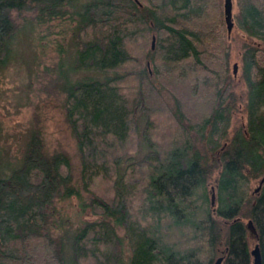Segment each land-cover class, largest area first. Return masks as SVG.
Listing matches in <instances>:
<instances>
[{
  "label": "trees",
  "instance_id": "1",
  "mask_svg": "<svg viewBox=\"0 0 264 264\" xmlns=\"http://www.w3.org/2000/svg\"><path fill=\"white\" fill-rule=\"evenodd\" d=\"M236 2L241 93L223 0H0V71L14 55L16 16L32 28L76 22L74 55L52 83L80 158L77 176L35 126L17 166L0 170V264H124L125 240L129 264H214L221 254L223 264H254L252 238L264 264V181L252 189L264 178V0ZM71 197L97 217L69 236V254L52 223Z\"/></svg>",
  "mask_w": 264,
  "mask_h": 264
},
{
  "label": "rangeland",
  "instance_id": "2",
  "mask_svg": "<svg viewBox=\"0 0 264 264\" xmlns=\"http://www.w3.org/2000/svg\"><path fill=\"white\" fill-rule=\"evenodd\" d=\"M237 10L236 2L235 15ZM16 19L22 24V27L14 43V55L10 64L0 71V125L2 127L0 170L4 171V175H7L17 166L26 149L31 129L35 126H42L48 145L52 149H62L71 156L78 176L80 158L76 140L65 119L62 107L63 94H57L56 88H54L56 85L52 83L54 77L58 75L59 62L63 61L69 65L74 55V46L71 44L73 34L71 28L75 26L76 22L70 19H56L51 22L49 27L32 28L18 16ZM241 36L245 37L236 24L229 40H232L231 72L234 75V64L237 63V75H234L235 89L240 93L246 87L241 77L243 65ZM153 37L154 35L151 37L150 45H152ZM156 44L157 37L155 48ZM59 45L66 48L65 53L59 54ZM148 62L150 60L147 61V66L151 70L150 74L154 76L153 66L151 62L149 66ZM46 66L50 67L49 71H46ZM81 76L82 73L79 72L73 75V78ZM162 96L167 104L171 107L174 105V96L169 89H162ZM242 120H244V115L242 112H238L234 121ZM172 121L173 119L168 116L162 124H170ZM215 185L214 179L208 185L210 200L212 187ZM259 185L260 181L254 180L252 189L255 191ZM56 207L57 214H55L52 229L66 235L68 250L69 236L86 220L95 219L97 216L90 211L83 212L79 199L76 197L62 200L57 203ZM213 207H217V193L216 204ZM244 221L247 222L248 218H244ZM119 232L124 234V228L120 227ZM254 245L255 240L252 238V246ZM123 250L124 264H129L131 246L127 240L124 241ZM68 253L70 254L69 250Z\"/></svg>",
  "mask_w": 264,
  "mask_h": 264
},
{
  "label": "water",
  "instance_id": "3",
  "mask_svg": "<svg viewBox=\"0 0 264 264\" xmlns=\"http://www.w3.org/2000/svg\"><path fill=\"white\" fill-rule=\"evenodd\" d=\"M235 4L236 0H223V6H224V19L227 27V32H228V37L232 35V32L236 26L235 22ZM155 40L156 36L154 35L153 37V42H152V48H155ZM148 65L150 66V62H148ZM237 69H238V64H234V75H237ZM151 72V70H150ZM264 181V178L260 181V185L256 188V192H259L262 183ZM211 202L212 205L215 206L216 204V189L215 186L212 187V195H211ZM246 226L248 227L250 233L256 237L259 236V232L257 229L256 224L254 223V220L252 218L248 219L246 222ZM252 254L254 257V264H263L262 262V253L260 249V244L259 242H256L255 245L252 248ZM225 259V254L219 255L214 264H223Z\"/></svg>",
  "mask_w": 264,
  "mask_h": 264
}]
</instances>
